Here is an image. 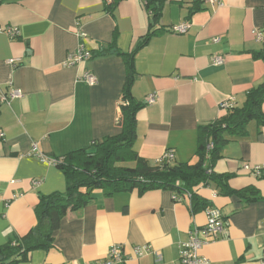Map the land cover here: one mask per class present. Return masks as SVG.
<instances>
[{
	"label": "crops",
	"instance_id": "obj_1",
	"mask_svg": "<svg viewBox=\"0 0 264 264\" xmlns=\"http://www.w3.org/2000/svg\"><path fill=\"white\" fill-rule=\"evenodd\" d=\"M151 23L143 0H0V247L36 226L40 196L66 191L64 174L32 155L35 146L60 159L118 132L126 65L117 53L136 51ZM183 23L186 34L171 32ZM11 27L18 37L6 33ZM155 28L161 31L134 57L132 95L144 104L134 149L150 164L168 150L175 163L195 164L198 127L225 116L221 105L230 99L242 107L248 91L264 83V60L253 57L264 53L254 34L264 36V0H167ZM81 44L95 56L65 66ZM213 57L224 64L215 66ZM14 90L23 97L6 103ZM152 94L157 101L147 105ZM245 164L264 165V127L256 122L223 147L214 165L215 174L230 176L226 187L211 182L193 190L225 220L224 232L201 251L209 264H264V178ZM244 190V197L236 193ZM206 209L193 212L185 196L168 190H96L64 218L52 250L15 264H96L115 245L124 260L114 264H177L180 243L206 225ZM146 246L150 253L135 255Z\"/></svg>",
	"mask_w": 264,
	"mask_h": 264
},
{
	"label": "trees",
	"instance_id": "obj_2",
	"mask_svg": "<svg viewBox=\"0 0 264 264\" xmlns=\"http://www.w3.org/2000/svg\"><path fill=\"white\" fill-rule=\"evenodd\" d=\"M122 1V0H120ZM167 0H143L145 8L152 15L150 30L139 43L136 51L119 54L126 65V81L120 100L118 132L94 142L88 149L70 152L60 159L50 158L64 174L66 191L49 196H40L35 208L36 226L24 237L10 240L0 247V264H15L26 260L30 253L54 248V234L69 212H76L87 206L94 191L106 190L108 194L138 190L143 195L153 190H168L179 196L191 194L190 206L193 212L206 209L210 204L197 196L195 187L208 186L219 182L226 187L230 176L214 173V165L221 158L223 147L232 138L247 135V127L256 122L264 127V83L248 91L242 107L226 111V115L215 121L198 127L197 162H165L150 164L140 157L134 149L136 139L137 113L144 107L132 95V86L137 73L134 57L144 48L152 36L161 29L159 23ZM118 2L108 7L111 11ZM111 49L102 51L107 54ZM95 56L92 54L91 57ZM255 59L264 60L263 52L253 53ZM213 144L212 148L209 145ZM129 163L136 166L129 167ZM244 191L236 192L244 197ZM234 193V192H231Z\"/></svg>",
	"mask_w": 264,
	"mask_h": 264
},
{
	"label": "built area",
	"instance_id": "obj_3",
	"mask_svg": "<svg viewBox=\"0 0 264 264\" xmlns=\"http://www.w3.org/2000/svg\"><path fill=\"white\" fill-rule=\"evenodd\" d=\"M212 5L219 4L221 0H207ZM189 31V25L186 23H183L181 25L175 26L171 29V32L178 35H184ZM6 33L11 38H16L19 36V30L15 27L8 28L6 30ZM256 39L260 42L264 40V36L262 33L255 31L254 32ZM80 37H85V34L79 33ZM220 41L219 38L213 39V42L218 43ZM91 53L88 52L86 46L84 44H81L76 52L71 53L68 55L67 61L65 63V66L71 67L77 64H80L81 62L85 61L86 59L91 58ZM212 63L215 66H222L224 64V59L221 57H213ZM9 64L13 67H16V61L11 60L9 61ZM83 80L88 83L89 85H94L96 83V79L93 75L90 73H85L83 76ZM23 93L20 90H14L9 95L4 96L3 100L6 103H10L12 100L17 98H22ZM157 101V95L152 94L149 95L146 99L147 105H152ZM234 99H230L229 101L223 103L221 105L222 110L229 111L232 110L235 107ZM4 135L0 134V138H3ZM213 144L209 145V148H212ZM32 155L38 157L43 162H49L53 165H55V162L51 160L50 158L45 157L42 155L37 147L35 146L33 149ZM176 159L175 152L173 150L166 151L162 157L157 161V163H165V162H174ZM243 169L246 171L251 172L253 175H255L258 178H264V165L262 166H255L251 167L248 164H245L243 166ZM186 199L191 202V194H186ZM207 214V223L202 228H196L195 230L191 231L189 233V237L186 241L180 243L179 245V261L177 264H209L208 259L204 258L201 255V251L204 248V246L208 243L209 240H216L218 236H220L224 230H225V220L220 214V212L217 209L214 208H207L205 210ZM152 248L150 246L146 247H136L134 249V253L137 256H142L146 253H150ZM124 260V255L121 252V247L118 245L113 246L107 258L96 264H114L116 262H122Z\"/></svg>",
	"mask_w": 264,
	"mask_h": 264
},
{
	"label": "rangeland",
	"instance_id": "obj_4",
	"mask_svg": "<svg viewBox=\"0 0 264 264\" xmlns=\"http://www.w3.org/2000/svg\"><path fill=\"white\" fill-rule=\"evenodd\" d=\"M127 166L134 167V166H136V164L135 163H129Z\"/></svg>",
	"mask_w": 264,
	"mask_h": 264
}]
</instances>
